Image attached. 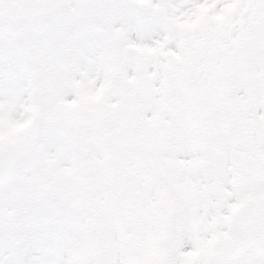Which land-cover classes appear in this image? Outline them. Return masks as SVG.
<instances>
[{
    "label": "snow or ice",
    "instance_id": "6c2138e0",
    "mask_svg": "<svg viewBox=\"0 0 264 264\" xmlns=\"http://www.w3.org/2000/svg\"><path fill=\"white\" fill-rule=\"evenodd\" d=\"M0 264H264V0H0Z\"/></svg>",
    "mask_w": 264,
    "mask_h": 264
}]
</instances>
